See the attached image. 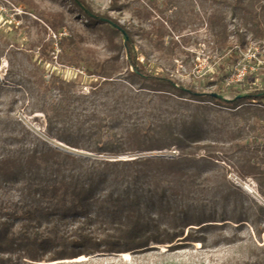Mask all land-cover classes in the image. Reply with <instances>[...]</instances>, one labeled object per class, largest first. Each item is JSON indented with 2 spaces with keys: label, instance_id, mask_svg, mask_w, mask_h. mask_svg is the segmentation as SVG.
Segmentation results:
<instances>
[{
  "label": "rangeland",
  "instance_id": "obj_1",
  "mask_svg": "<svg viewBox=\"0 0 264 264\" xmlns=\"http://www.w3.org/2000/svg\"><path fill=\"white\" fill-rule=\"evenodd\" d=\"M85 1L93 15L108 14L131 31L139 59L152 75L170 76L185 86L217 93L224 99L264 88V39H255L252 32L255 26L264 30V0ZM225 44L236 46L227 50ZM122 45L121 33H115L110 24L88 21L70 0H0V129L8 122H18L17 131L24 144L38 145L43 150L49 146L59 153L49 162H39L35 172L18 176L13 186L7 185V190L1 189L2 198L12 202L19 198L31 201L38 197L30 191L31 184L58 186L48 180L55 179L58 171L61 175L73 173L65 155L111 161L119 157L176 161L183 157L176 146L121 155L94 154L85 151V140L74 130L57 124L55 133H48L47 119L40 110L60 98L61 85L76 96H90L94 86L111 76L131 84L134 90L143 87L165 91L131 75ZM239 68H245L242 80L245 79L246 88L238 84ZM180 102L191 109L213 107L209 116L212 122H203L199 127L209 132L200 147L213 146L210 153L200 149L198 158L203 156V159H198L196 164L200 172L198 183L205 192L203 198L218 213L223 206L231 213L242 210L244 214L239 220L247 221L240 224L227 221L226 230L203 229L200 234L210 242L222 234L236 233V244L214 247L208 243L203 247L199 242H186L179 251L167 252L169 247L183 243L184 238H179L172 244L151 243L150 251L141 250L139 254H103L98 252L104 250L100 247L88 256L85 241L90 245L94 240H85V227H80L73 218L56 222L53 216L58 218L60 213L43 210L41 202L34 203L40 206L36 214L41 216L35 227L28 226L25 231L20 226L26 221L13 220L7 238L18 247L15 251L2 252L0 258H4V263L1 264H226L228 259L246 257L250 253L248 245L257 239L252 221L261 217L264 222V213L257 206L264 207L261 194L264 193V122L252 117V113L241 118L236 115V109L213 106L208 100L199 103L180 99ZM120 108L123 111L119 114L125 115L112 121L107 117L105 135L115 134L121 127L142 118L130 111L128 105ZM80 112L85 115L84 111ZM61 137L68 138L74 147L60 141ZM8 144V139L0 140V147ZM14 210L18 216L24 211L21 205ZM45 213L50 215L44 216ZM210 220L220 221L205 219ZM212 224L206 222L200 227ZM237 226V230L233 229ZM75 238L83 242L76 249L71 243Z\"/></svg>",
  "mask_w": 264,
  "mask_h": 264
},
{
  "label": "trees",
  "instance_id": "obj_2",
  "mask_svg": "<svg viewBox=\"0 0 264 264\" xmlns=\"http://www.w3.org/2000/svg\"><path fill=\"white\" fill-rule=\"evenodd\" d=\"M70 1L88 21L119 26L128 36L126 41L123 32L112 27L115 33L122 34V47L126 63L132 69L131 75L150 85L164 88L165 91L143 87L134 90L131 84L127 85L121 78L113 79L111 76H106V80L94 86L90 96H76L67 86L61 85L60 98L45 104L40 110L47 119L48 133H55L57 124L74 130L85 140V151L94 154L121 155L128 152L169 150L176 146L182 151L183 157L176 161L151 157L111 161L65 155L70 162L67 164L69 170L73 173L61 175L58 171L55 179L48 180L63 188L31 184L30 191L38 195L31 201L19 198L17 202H12L0 196V256L2 252L15 251L18 247L17 243L7 238L13 220L26 221V224L20 226L25 231L28 226L35 227L41 216L36 214L40 206L34 203L41 202L44 203L43 210L54 209V213H60L58 218L53 216L56 222L73 218L80 223V227H85V240H94V244L90 245L85 241L88 256L94 255L100 247L104 250L98 252L103 254H139L141 250L150 251L151 243L172 244L179 238H184L183 243L169 247L167 252L179 251L187 245L186 242H199L203 247L208 243L214 247L236 244V233L222 234L210 242L200 234L203 229L226 230L229 227L227 221L234 224L247 221L239 220L244 214L242 210L231 213L223 206L218 213L203 198L205 192L198 183L200 172L196 164L198 159H203V156L198 158L200 149L210 153L213 146L200 147L209 132L199 127L203 122H212L209 116L213 107L185 108L180 99L199 103L208 100L213 106L236 109V115L241 118L252 113V117L264 122V110L260 109L264 107V88H256L246 94L240 92L233 99H221L195 86H185L170 76L152 75L145 70L139 59L130 30L108 14L93 17L92 8L85 0ZM113 5L115 7L116 3ZM252 32L255 39H264V30L260 27L255 26ZM225 46L227 50H233L236 45ZM238 84L246 88L245 79ZM122 105H128L130 111L137 116L142 115V118L121 127L115 134L105 135L103 130L106 118L112 121L125 115L119 114L123 111L120 108ZM201 109L205 110L204 113ZM17 125L20 124L8 122L0 129V140L5 138L9 141L8 145L0 147V190H7L8 184L13 186L18 176L35 172L40 166L39 162H49L59 155L57 150L49 146L43 150L38 145L31 147L28 143L24 144V139L19 137ZM154 138L156 141L152 142ZM60 141L74 147L68 138L61 137ZM261 194L264 197V193ZM18 205L24 209L21 216L14 210ZM257 206L264 213V207ZM43 215L48 216L50 213ZM207 218L220 221H205ZM260 219L258 217L252 221L251 226L257 239L248 245L250 253L236 261L228 259L226 264H264V242L261 241L264 238V222ZM206 222L213 224L200 227ZM237 228L233 227L235 230ZM71 243L75 249L83 245L80 238L73 239ZM3 259L0 258V264L4 263Z\"/></svg>",
  "mask_w": 264,
  "mask_h": 264
},
{
  "label": "water",
  "instance_id": "obj_3",
  "mask_svg": "<svg viewBox=\"0 0 264 264\" xmlns=\"http://www.w3.org/2000/svg\"><path fill=\"white\" fill-rule=\"evenodd\" d=\"M87 12V11H86ZM93 17H96L95 15H93V14H91ZM104 20V19H103ZM114 28H116L117 30H120L121 32H123V36H124V38H125V41L128 39V36H127V34L123 31V30H121V28L119 27V26H117V25H115V24H113L112 25ZM212 96L213 97H218V98H221V99H224V97L222 96V95H218V94H215V93H213L212 94ZM122 158H124V157H119V159L118 160H123ZM133 159H135V158H133ZM133 159H128V160H133Z\"/></svg>",
  "mask_w": 264,
  "mask_h": 264
},
{
  "label": "built area",
  "instance_id": "obj_4",
  "mask_svg": "<svg viewBox=\"0 0 264 264\" xmlns=\"http://www.w3.org/2000/svg\"><path fill=\"white\" fill-rule=\"evenodd\" d=\"M244 75H245V68H239L237 80L241 81L243 79Z\"/></svg>",
  "mask_w": 264,
  "mask_h": 264
}]
</instances>
